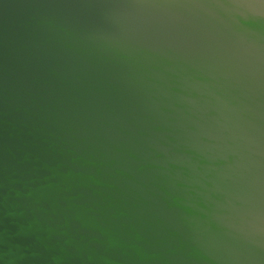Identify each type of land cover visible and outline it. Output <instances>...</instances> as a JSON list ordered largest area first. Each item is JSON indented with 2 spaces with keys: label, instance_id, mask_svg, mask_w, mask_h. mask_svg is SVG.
<instances>
[{
  "label": "water",
  "instance_id": "95a60500",
  "mask_svg": "<svg viewBox=\"0 0 264 264\" xmlns=\"http://www.w3.org/2000/svg\"><path fill=\"white\" fill-rule=\"evenodd\" d=\"M0 264H264V0H0Z\"/></svg>",
  "mask_w": 264,
  "mask_h": 264
}]
</instances>
